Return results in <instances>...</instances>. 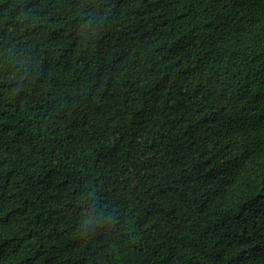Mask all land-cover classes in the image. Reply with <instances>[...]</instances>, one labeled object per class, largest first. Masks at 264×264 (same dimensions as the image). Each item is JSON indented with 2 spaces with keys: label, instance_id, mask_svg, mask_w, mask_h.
Returning a JSON list of instances; mask_svg holds the SVG:
<instances>
[{
  "label": "trees",
  "instance_id": "16d2710c",
  "mask_svg": "<svg viewBox=\"0 0 264 264\" xmlns=\"http://www.w3.org/2000/svg\"><path fill=\"white\" fill-rule=\"evenodd\" d=\"M0 264H264V0H0Z\"/></svg>",
  "mask_w": 264,
  "mask_h": 264
}]
</instances>
